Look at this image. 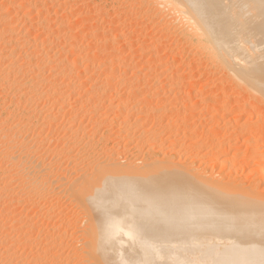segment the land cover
Returning <instances> with one entry per match:
<instances>
[{
	"label": "bare ground",
	"instance_id": "bare-ground-1",
	"mask_svg": "<svg viewBox=\"0 0 264 264\" xmlns=\"http://www.w3.org/2000/svg\"><path fill=\"white\" fill-rule=\"evenodd\" d=\"M60 1L7 0L5 5H1L0 95L4 96L5 102L0 107V113L10 108L13 111L14 108L7 106L8 99L11 104V99L18 97L17 100L22 98L27 104L26 107L22 106L25 119L27 115H41L45 110L38 111V105L32 110L34 106H31L38 100L48 98L53 103V110L57 108L58 111H55L70 115L69 126L73 128L72 124H81L80 113L87 115L89 112L88 115H91L92 102L96 101H93V97H101L104 102L107 101L104 100L106 96L112 93L117 98L115 106L122 111L121 114L127 112L131 115H125L126 119L122 118L119 122L118 134L123 135H120L119 141L124 142L127 151L131 146L130 149L134 148L139 155L146 151L148 153L143 154L139 162H126L125 159V163L121 164V157L114 153L108 155V152L104 161V158L96 156L89 157L90 160L83 163L77 146L81 144L84 155L89 156L88 144L84 143V146L79 137L83 134L81 131L88 127L83 129L79 126L75 135L71 133L72 139L67 144H56V141L53 144L48 141L51 138L41 139V135L38 137L40 139L29 137L30 140H26V134L22 137V130L11 125L12 120L11 123L8 119L2 120L0 183L6 188L0 189V192L22 188L28 197L34 196L47 202L50 198L52 201L55 199L54 202L61 205V214L69 209L74 213L72 215L70 212L71 217L70 214L69 217L64 214L58 216L56 206L54 208L49 201L51 208L43 211L45 214L40 211L45 221H37L41 222V231L39 227L38 231L44 235L40 242L33 235L32 241H28L34 245H28L24 239L23 244H20V240L13 241H18L16 247H34L39 243L36 245L39 246L38 252L42 251L43 255H40L35 247L37 255H30L32 251H29L25 255H30L29 259L21 264H144L146 261L151 264H262L264 0H118L119 7L115 13L124 14L125 19L131 18L137 22L134 26L133 22V27L119 30L104 28L110 26L113 18L110 12L104 11L105 8L96 4L93 7L83 5L82 8L87 11L83 13V18L77 20V24H81L80 31L74 30V25L77 28L75 22L72 24L75 14H79L76 11L71 15L66 14L67 17L61 16V19L47 18L56 8L68 5H61ZM63 1L70 5V1L76 0ZM124 26L128 25L125 23ZM88 40L90 44L86 42L88 45H84ZM85 64L88 67L82 69ZM180 68L187 73L190 71V77L182 78L174 74ZM168 72L171 73L168 78L170 84H161ZM46 73H49V78ZM99 80L105 82L88 85ZM186 81L191 84L196 82V89L187 90V93L184 90L188 85ZM77 86L80 91L83 90V99L91 107L88 104L72 107L68 101L67 107L64 100L74 95L71 93ZM209 88L214 91L206 94ZM179 94L187 95V99L190 96L189 101L191 96L199 97L196 103L193 101L195 104L192 107H180L181 113L185 111L186 116L178 112V117L185 118L183 121L179 118L175 126L167 120L166 113L164 115L167 104L165 101L161 103V95L165 100V96L173 95L176 98ZM143 95L150 96L151 100L142 101ZM157 96L160 101L154 100ZM17 100L15 103L20 104ZM82 105L89 106V110ZM113 105L108 106L113 108ZM98 109V105H94L92 113L97 114ZM57 112L53 111L54 114ZM196 113L204 120L200 122V135L192 132L200 121V118H192ZM134 114L147 116L145 119L154 127L150 125V128H146L148 125L142 120L144 117L141 119L137 115L138 118H135ZM234 114L233 118H227ZM47 116L41 118L48 121ZM206 116L212 118L211 124L214 125L209 126L210 121L207 124ZM18 117L21 118L20 115ZM52 118L55 120L53 115ZM101 118L98 117L96 122ZM129 118H133V123ZM191 118L196 123H189ZM52 121L50 119L48 123ZM44 127L38 128L40 133L45 131ZM76 127L73 129L76 130ZM52 128L51 131L54 130ZM57 133L50 134L55 138V135L59 136ZM242 148H246V152L242 157L244 162L240 159L242 163H239L237 158L241 156L239 151ZM156 150L157 153L161 152L160 157L154 155ZM169 154H173L171 156L176 161ZM230 154H233L231 159ZM15 172L18 182L13 175ZM14 192L16 194L18 191ZM24 193L19 194L22 197ZM12 197L15 196L12 194ZM86 208L87 211L91 210V213L88 212L89 218L86 217ZM6 218L10 221L11 215ZM24 220L20 224H27ZM6 223L3 226L0 224L1 232L7 229L6 225L12 227L11 222ZM6 231L2 233L4 236ZM6 239L9 238L0 241V246H5H2L4 253L0 254V264L20 261V255L14 252L16 247L14 251L12 249V239Z\"/></svg>",
	"mask_w": 264,
	"mask_h": 264
},
{
	"label": "rangeland",
	"instance_id": "rangeland-1",
	"mask_svg": "<svg viewBox=\"0 0 264 264\" xmlns=\"http://www.w3.org/2000/svg\"><path fill=\"white\" fill-rule=\"evenodd\" d=\"M10 1H12V0H10ZM0 2H2V3H0V7H1V5L3 6V5H5L6 4V2H7V0H0ZM71 2V4H72V6H71V4L69 5V2H65V1H60L59 2V4H67L68 3V5L70 6H68V8H69V10H68V8H67V6L66 7H64V8H66V9H64L63 7L62 8H56V11H54L53 10V14L51 13L50 14V16L48 17L47 16V18L48 19H54L55 17H56V19H61V16H63V17H67L66 16V14H68V13H70V15L72 14V13H74L75 11H76V13H79L78 15H76L75 14V16H74V20L72 21L73 23L72 24H74V22H75V24H77V20L79 19V18H83L84 17V14H86V9L84 10V7H93V6H95V4L97 5V6H99L100 8H102V9H104V11H106V12H110L111 14H112V17L113 18H111V23H110V26L109 25H106L104 28L106 29V30H109L108 28H110V30L111 29H115V28H117V29H115V30H119V29H123V28H130V27H133L134 25H135V23H137L136 21H134V19H132L131 20V18H127V19H125L124 17V14H117V13H115L116 12V9L119 7V2H118V0H76V1H70ZM72 2H74V3H72ZM5 3V4H4ZM77 3V4H76ZM92 3V4H91ZM80 5L79 7H76L75 8V6L76 5ZM83 5H85L83 8H82V6ZM103 6V7H102ZM105 6V7H104ZM81 7V8H80ZM114 7V8H113ZM78 8V9H77ZM6 9H8V8H6ZM63 9V10H62ZM81 9V10H80ZM83 9V10H82ZM126 9H128V8H126ZM74 10V11H73ZM63 11V12H62ZM65 11H67V12H65ZM78 11V12H77ZM79 11H81L82 13L80 14V12ZM62 12V13H61ZM85 12V13H84ZM84 13V14H83ZM57 15H58V17H57ZM83 15V16H82ZM122 15V16H121ZM77 16V17H76ZM81 16V17H80ZM121 16V17H120ZM76 17V18H75ZM118 17H120V18H118ZM134 18V17H133ZM56 19H54V20H56ZM65 19H67V18H65ZM121 19H123V20H121ZM112 20H114V22L112 21ZM120 20H121V22H120ZM128 20V21H127ZM117 21V22H116ZM123 21V22H122ZM132 23H131V22ZM126 23V25H128V26H124L125 25V23ZM128 22V23H127ZM131 24H130V23ZM133 22H134V24H133ZM118 23V25H116ZM119 23H121V24H119ZM124 23V24H123ZM132 24H133V26H132ZM122 25V26H121ZM77 26V28L75 27V25H74V30H76V29H78V31H80L81 30V28L79 29V27H81V24H77L76 25ZM114 26V27H113ZM107 27V28H106ZM119 27V28H118ZM73 30V31H74ZM132 30V29H131ZM77 32V31H76ZM88 44H90L89 42H90V40H88V41H85L84 42V45H88ZM85 66V67H84ZM86 67H88V66H86V64L85 65H83V67H82V69H84V68H86ZM179 70H180V73H179ZM177 72L175 71V70H173V72H176V73H174V74H179L178 76H181L182 78H187V76H189L190 77V71H188V70H186V71H188V73H189V75H187L188 73L187 72H185L184 70H183V68H180ZM183 72H185V73H183ZM182 74H184V75H182ZM195 75V74H194ZM193 74H192V76H194ZM46 76H47V78H49L50 77V75H49V73H46ZM49 76V77H48ZM166 77V78H165ZM163 76V78L164 79H162V82H161V84L163 83H168V84H170V82H169V80H168V78H170L171 77V73H169L168 72V74H166V76ZM59 79H60V77H58ZM195 78H197V77H195ZM165 79H167V80H165ZM165 80V82H163ZM101 82V83H100ZM105 81H101V80H99V81H95V82H90L88 85H92V83L93 84H103ZM187 83H188V81H186ZM204 82V81H203ZM195 83L196 82H192V84L191 83H188V85L185 87V91H194V85H195ZM205 83V82H204ZM200 85V84H199ZM192 87V89H191V87ZM197 87H198V84H197ZM184 88V87H183ZM79 89V87L77 86L76 87V89L75 90H73L74 91V93H71V94H74V95H69L70 97H67L64 101H66V103H67V107L70 105V106H72V107H75L77 104H79L80 106H81V104H84V105H87L88 103H86L84 100L85 99H83V90L82 91H80V89ZM196 89V88H195ZM210 89V88H209ZM207 90L205 93L206 94H208V93H211V92H213L214 90L213 89H210V90ZM213 90V91H212ZM45 92H47V90L45 89L44 90ZM77 91V92H76ZM188 91H187V93H188ZM196 91H198V90H196ZM75 93H77L76 94V96H75ZM114 93V92H113ZM82 94V97H80V95ZM161 94H163V92H161ZM184 95V96H183ZM183 95H181L180 96V94L179 95H177L176 96V98H178V100H176V98H175V96H165V100H164V95L162 96L161 95V103L162 102H164L165 101V103L167 104L166 105V108H167V110H166V108H165V110L167 111H165L164 112V115H165V113H166V118L168 117V121H171V123H173L175 126H176V121H179V118H180V121L182 120L183 121V119L185 118L184 116H179L178 117V115L180 114V115H183V113L185 112V111H182V113H181V110H180V107H184V105L186 106V107H188V108H190V107H192L195 103H196V101H197V99H198V97L199 96H197V95H195V96H191V98H190V101H189V97L190 96H188V99L186 98L187 97V95H185V94H183ZM190 95V94H189ZM143 96H145L144 98H143ZM143 96H141V98H142V101H146V102H148V101H150L151 99H149V98H151L150 96H148L147 95V97H146V95H143ZM2 97V98H1ZM45 97H48L47 95L45 96ZM109 97V98H108ZM108 97L106 96V98L104 99V100H107V101H104V102H102L101 101V97H99L98 98V96L97 97H93L92 99H93V101H98L99 102V100L101 101V103H98V102H96L95 101V103L94 102H92L93 103V106L92 107H94V105L96 106V105H98V113L97 114H94V113H92L93 112V110H91L92 109V107L90 108V111H92L90 114L92 115H88L89 114V112H87L86 114L87 115H85V113H84V115H83V113H80L79 114V119H81L80 120V122H81V124L79 123V125H78V123L77 124H72L73 125V128H75L77 125H78V127H76L77 129L76 130H74L73 128H70V126H69V124H71L70 123V115H68L69 116V118L70 119H68V116L67 115H65V114H61V113H59V112H57L58 110H57V108H54V110H53V108L52 107H54V106H52L53 105V103L48 99V98H45V101H43V100H38L37 101V103L35 104V102L32 104V106H31V108L34 106V108H32V110H35V105H38V107H40V108H38V107H36V109L38 110V111H44L43 113L44 114H41V115H33V117H29L28 115L26 116V119H25V117L23 116V114H22V109H24L22 106H25L26 107V105L27 104H25L24 103V100H21L22 98H20L19 100H17L18 99V97H13L11 100L13 101L12 103H14V104H9L11 101H10V99H8V104H7V106H8V108H9V106H11L12 108H14V109H17V108H19V109H17V110H14L13 109V111H12V109L10 108V109H8V110H6V111H4V112H2V114L0 115L1 116V118H0V123L2 122V120L4 121L5 119L7 120L8 119V122L9 123H11V120L13 121V123H11V125L12 126H18V128H20L22 131L21 132H23V136L22 137H24V135H25V137L24 138H26L27 137V139L26 140H28L29 139V137H30V139H32V138H37V139H47L48 140V138H51V139H49L48 141H51V143H53V144H55L54 142L56 141L57 143L56 144H59V142H61L60 144H62V142H65L64 144H67L68 143V141L70 142L71 141V137H72V135H75V133L78 131V128H79V126H81L83 129H85L86 127H88V128H86L84 131H81V134H82V132H83V134L81 135V134H79V135H81V136H79L80 137V140H82V143H83V145L85 146V144H88V147H89V149H87L88 150V155L89 156H87V155H84L85 153H83V146L80 144V145H78L77 147H79V148H77L78 150L77 151H80L81 152V155H82V158H83V160H81V162H83V163H85V162H87L88 160H90V158H95L96 156H98V157H96V158H104L102 161H104L105 159H106V153H108V155L109 154H116L117 156H119V157H121L120 158V162H121V160H123L122 162H121V164L122 163H125V161L126 162H128V161H132V162H139V161H141L142 160V157H143V154L144 155H147V151L146 152H144L143 154L141 153V155H139L138 153H137V151L134 149V148H131L130 149V147L131 146H128L129 147V151H127V149L125 148V145H124V142L122 141V142H120L119 140H120V137L122 136L123 137V135H121V134H118L119 133V129L118 128H120V126H118L120 123L119 122H121L122 121V118L123 119H126V116L128 117V115L129 116H131L130 114H128L127 112H125L126 114H121V112L122 111H120V109H117V107L115 106L117 103V98H116V96L114 95V94H112V93H110V95L108 94ZM174 98V101L175 102H177V103H175V102H173V98ZM193 97V98H192ZM196 98V100H195V98ZM17 98V99H16ZM78 98V99H77ZM80 98V99H79ZM86 98V97H85ZM95 98V99H94ZM115 98H116V100H115ZM140 98V97H139ZM138 98V99H139ZM140 98V99H141ZM160 97L159 96H157V98L155 97V101H157V100H159L160 101V99H159ZM186 98V99H185ZM5 98H4V96H2V95H0V107L2 106V104H4V102H5V100H4ZM13 99H15V100H17L18 101V103H20V104H17V103H15V100H13ZM43 99V98H42ZM80 102V103H77L78 101ZM82 99H83V101H82ZM87 99V98H86ZM115 101L114 103H112V101L113 100ZM132 99V98H131ZM139 99V100H140ZM157 99V100H156ZM171 99V100H170ZM182 99V100H181ZM191 99H194V100H192L191 101ZM20 100H21V102H20ZM49 100V101H48ZM148 100V101H147ZM185 100H187V102L189 101L191 104H189V105H191V106H189L188 105V103L187 104H185ZM23 101V102H22ZM69 102V105H68V102ZM87 101V100H86ZM111 103H110V102ZM171 101V102H170ZM195 103H194V102ZM3 102V103H2ZM41 102V103H40ZM44 102H45V104H44ZM48 102V103H47ZM51 102V103H50ZM84 102V103H83ZM108 102H109V104H108ZM129 102H131V100L129 101ZM168 102V103H167ZM22 103H24V104H22ZM70 103H72V104H70ZM97 103V104H96ZM106 103V104H105ZM170 103V104H169ZM180 104L179 106L178 105H174V104ZM42 104V105H41ZM50 104V105H49ZM74 104V105H73ZM100 104V105H99ZM110 104H114L112 107L113 108H110L111 106H108V105H110ZM13 105V106H12ZM20 105V106H19ZM45 105H47V106H45ZM84 105H82V106H84ZM102 105H103V107H102ZM105 105V106H104ZM169 105V106H168ZM183 105V106H182ZM16 106H18L17 108H16ZM42 106H45V107H42ZM49 106V107H48ZM51 106V107H50ZM89 106H86L87 107V109L86 110H89ZM100 106V107H99ZM106 106H108V107H106ZM22 107V108H21ZM61 107H63V106H61ZM66 107V108H67ZM85 107V106H84ZM85 107V108H86ZM102 107V108H101ZM179 107V108H178ZM42 108H44L43 110H40V109H42ZM52 108V109H51ZM63 108H65V107H63ZM71 108V107H70ZM107 108V109H106ZM175 108H178V109H175ZM49 109H51V110H49ZM55 109L57 110V111H55ZM68 109V108H67ZM109 109H112V110H109ZM115 109V110H114ZM100 110V111H99ZM104 110H105V112H104ZM107 110H109V112L107 111ZM118 110V111H117ZM9 111V112H8ZM53 111L54 112H57V113H53ZM116 111V112H115ZM17 112V113H16ZM49 112H51V113H49ZM102 112V113H101ZM113 114H112V113ZM115 112V113H114ZM119 112V113H118ZM169 112H170V114H169ZM179 112V114H177ZM3 113H4V115H3ZM7 113V114H6ZM14 114L13 116H12V114ZM16 113V114H15ZM19 113V114H18ZM45 113H47V114H45ZM56 114H58V115H56ZM59 114H61V115H59ZM108 114H110V116L108 115ZM115 114V115H114ZM120 114V115H119ZM128 114V115H127ZM169 114V115H168ZM196 114H198V116L196 115ZM192 118H194L195 117V119L196 120H198L199 118H200V121L198 120V122L200 123H202V121L204 122V120H203V116L201 117L200 115H199V113H196ZM21 116V118L23 119H21V118H19L18 116ZM48 115V116H47ZM49 115H51V117L49 116ZM52 115H53V117L55 118V120L52 118ZM83 115V116H82ZM94 115H95V118H97V119H95L94 118ZM98 115V117H99V119L101 118L102 120H100L98 123L96 122V121H98V117H96ZM108 116V118L109 119H107V116ZM111 115H113L112 117H111ZM119 117H118V116ZM126 115V116H125ZM138 115V114H137ZM137 115H135L134 114V116L133 117H135V118H138V116ZM168 115V116H167ZM184 115L186 116V113H184ZM214 115V114H213ZM212 115V116H213ZM236 114H234V115H232V116H230V117H227V118H230L231 119V117L233 118L234 116H235ZM3 116V117H2ZM9 117V118H11V117H14V119H9V118H7V117ZM38 116H40V117H38ZM44 116V118H46V116L48 117V118H50V119H52L53 121L52 122H49L48 123V121L50 120V119H46V120H48V121H45V119L43 120L41 117H43ZM101 116V117H100ZM116 116V117H115ZM121 116V117H120ZM122 116H124V117H122ZM170 116V117H169ZM209 116V115H208ZM5 117V118H4ZM81 117V118H80ZM83 117V118H82ZM93 117V118H92ZM105 118V122H103V119ZM141 116H139V118H140ZM142 117H144V116H142ZM142 117H141V119H142ZM147 116H145L144 117V119H142V120H144L143 122L144 123H146L145 125H148V126H146V128H150L152 125H153V123H149L146 119ZM198 117V118H197ZM207 117V116H206ZM210 117V116H209ZM209 117H207L206 119H208V120H206V122H207V124H208V121H210L209 122V126H211V125H214V123L213 124H211L212 122H213V120H212V118L211 119H209ZM2 118H4V119H2ZM32 118V119H31ZM37 119V120H34V119ZM38 118H40V119H42V121L41 120H38ZM92 118V119H91ZM114 119V120H112V119ZM116 118V119H115ZM119 118V119H118ZM146 118V119H145ZM191 118V122H189V123H196V121L194 120V119H192ZM202 118V119H201ZM20 119V120H19ZM79 119H77V120H79ZM130 119V118H129ZM205 119V118H204ZM16 120V121H15ZM22 120V121H21ZM33 120L35 121V124H34V122H33ZM95 120V121H94ZM109 120V121H108ZM226 120H229V119H226ZM25 121H27V122H25ZM55 121V122H54ZM56 121H58V122H56ZM67 121V122H66ZM107 121V122H106ZM132 121H134L133 120V118H131L130 119V123H133ZM244 121V120H243ZM253 121H255V120H253ZM16 122V123H15ZM39 124H37V123ZM44 122H47V124L46 123H44ZM78 122V121H77ZM103 122V123H102ZM166 122L167 121H165V124H166ZM14 123L15 124H17V123H19V124H17V125H14ZM22 123V124H21ZM29 123H31L30 124V126H29ZM53 123H54V125H53ZM56 123V124H55ZM59 123V124H58ZM68 123V124H67ZM93 123V124H92ZM99 123H101L100 125H99ZM196 123V125L193 127V130H192V132H194V133H199V135L201 134V129H202V124L200 123ZM28 126H27V125ZM45 126L44 127V130L45 131H43V133H40V129H38V128H43V125ZM46 124V125H45ZM66 124V125H65ZM116 124V125H115ZM23 125V126H22ZM41 125V126H40ZM49 125V126H48ZM59 125V126H58ZM151 125V126H150ZM25 126V127H24ZM33 126H35V128L33 127ZM48 126V127H47ZM51 126L53 127L52 128V130L53 131H51ZM57 126V127H56ZM64 126H68V127H65V129H64ZM98 126V127H97ZM150 126V127H149ZM47 127V128H46ZM55 127V128H54ZM91 127V128H90ZM152 127H154V125L152 126ZM195 127H196V129H195ZM31 128H32V131H33V134H32V131L30 132V130H31ZM46 128V129H45ZM99 128V129H98ZM117 128V129H116ZM177 128H178V126H177ZM26 129V130H25ZM49 129V130H48ZM96 129V130H95ZM175 129V128H174ZM47 130V131H46ZM61 130V131H60ZM66 130H67V132H66ZM88 130V131H87ZM25 131V132H24ZM29 131V132H28ZM56 131V132H55ZM57 131H59L58 133H57ZM63 131V132H62ZM71 131V132H70ZM72 131H75V132H72ZM87 131V132H86ZM196 131H199V132H196ZM27 132V133H26ZM70 132V133H69ZM38 133V134H37ZM50 133H57V134H59V136L58 135H55V138H54V135L53 134H50ZM71 133H73L72 135H71ZM85 133H86V135H85ZM32 134V136H29V135H31ZM46 134V135H45ZM37 137H36V136ZM41 135V136H40ZM45 135V136H44ZM89 135V136H88ZM121 135V136H120ZM35 136V137H34ZM40 136V138H38ZM49 136H52V137H49ZM59 138H58V137ZM61 136V137H60ZM84 136H85V138H84ZM103 136V137H102ZM117 136V137H116ZM165 136V135H164ZM32 137V138H31ZM44 137H47V138H44ZM167 137V136H166ZM166 137H164V139L166 138ZM58 138V139H57ZM70 138V139H69ZM118 138V139H117ZM162 138H163V136H162ZM179 138V137H178ZM29 139V140H30ZM68 139V140H67ZM86 139V140H85ZM103 139V140H102ZM180 139L182 140V138L180 137ZM93 141V143H92V141ZM115 140V141H114ZM118 140V141H117ZM100 141V142H99ZM88 142V143H87ZM97 142V143H96ZM105 142H107V143H105ZM85 143V144H84ZM94 143H95V145H94ZM120 143H122V145H120ZM52 144V145H53ZM63 144V145H64ZM91 144V145H90ZM93 144V145H92ZM102 144V145H101ZM106 144V145H105ZM101 145V146H100ZM62 145H60V147H61ZM82 148V150H80ZM96 148H97V150H96ZM105 148V149H104ZM109 148V149H108ZM123 148H125V149H123ZM133 149L135 150V151H133ZM244 149H246V148H242L240 151H239V153H241V156H238V161L240 160V159H242V160H240V161H242V162H244V160H243V155H244V153L246 152ZM90 150H92V151H90ZM110 150V151H109ZM114 150V151H113ZM126 150V151H125ZM113 151V152H112ZM124 151V152H123ZM237 151V152H238ZM244 151V152H243ZM126 152V153H125ZM83 153V154H82ZM93 153H95V154H93ZM97 153V154H96ZM125 153V154H124ZM129 153V154H128ZM138 155H137V154ZM39 154V153H38ZM75 154V153H74ZM123 154V155H122ZM156 154H158V157H160V154H161V152H159L158 151V153H157V150H156V152H154V155H156ZM170 156L171 155H173V154H169ZM233 155V154H232ZM231 154L229 155V156H231L229 159H231L233 156H232ZM83 156H85V157H83ZM86 156H87V158H86ZM93 156V157H92ZM102 156V157H101ZM139 156H140V158H139ZM157 156V155H156ZM174 156V155H173ZM173 156H171L172 157V159H174L175 161H176V159H175V157H173ZM228 156V157H229ZM90 157V158H89ZM241 157V158H240ZM157 158V157H156ZM86 159V160H85ZM125 159H127V160H125ZM125 160V161H124ZM139 160V161H138ZM239 161V163H242V162H240ZM80 162V164H83V163H81ZM65 167H66V165H65ZM64 167V168H65ZM0 168H1V165H0ZM2 168H5V167H2ZM69 170V169H68ZM13 175H15L14 176V178H15V180L18 182L19 181V178H16V177H18L17 176V174H16V172H15V174L13 173ZM245 175L247 176L248 174H247V171L245 172ZM249 178V177H248ZM2 183H0V189L2 190V189H5L6 188V186L5 185H2ZM10 189V188H9ZM14 191H18V192H16V194H14L15 192ZM21 191V192H20ZM13 192V193H12ZM24 192H26L25 190H23L22 188L20 189V190H10L9 192H7L9 195H11L12 196V194L16 197V200H15V197H12L11 198V196H9L6 192L5 193H3V192H0V196L2 195L3 197H0V224L3 226V225H5L4 223L7 221V223L6 224H9L10 222L12 223V227H8L7 225L5 226V227H7V231H6V233H5V236H4V234H2V233H4L5 231H3V232H1L0 231V241H2V242H4V239L5 238H9V239H6V240H11L10 242L11 243H13V244H11L12 245V249H13V251L15 250V247H16V245H19L18 244V241L20 240L21 241V243L20 244H23L22 242H25V241H27L28 242V245H34V244H32L31 242H29L30 240L32 241V239L34 238V237H36L35 238V240H37V242H40V240L43 238L42 236H44L43 235V233L41 232H39V231H41L40 229V227L39 226H41V222L43 223L44 221H45V219H43V218H41V217H43V214H45V213H43V211H45L46 212V209H50L51 208V205L50 204H48V202L50 201L51 203H52V205L54 204V208H55V206H56V211L59 213L58 214V216L60 215V216H62L63 214L64 215H66L67 217H71V214H70V212H71V210L72 209H69V211H64L63 212V214H61L60 212H59V210H62V208H60L61 207V205L59 204H57L58 202H54V201H56L55 199H54V201H52L53 199H48V202L45 200H41V199H39L38 200V198L37 197H34V196H30V197H28V194L27 193H24ZM11 193V194H10ZM19 193H24V194H26V195H24L23 194V196H24V198H22L21 197V195L19 194ZM4 194V195H3ZM7 194V195H6ZM20 196V197H19ZM17 197H19V198H17ZM6 198V199H5ZM30 200H29V199ZM34 201H36L35 203H36V205H34L35 203H33V200ZM53 198V197H52ZM18 199V200H17ZM24 199V200H23ZM2 200V201H1ZM14 200V201H13ZM23 200V201H22ZM28 200V203L26 202ZM32 200V201H31ZM37 200L39 201V202H37ZM4 201V202H3ZM8 201V202H7ZM41 201V202H40ZM1 202H2V204H1ZM10 202V203H9ZM26 202V203H25ZM29 202L31 203V205L29 204ZM49 202V203H50ZM3 203H5V204H3ZM38 203V204H37ZM41 203H43L44 205H42ZM46 203L48 204V205H46ZM56 203V204H55ZM63 203V202H62ZM61 203V204H62ZM13 204L15 205V207L13 206ZM25 204V205H24ZM40 204V205H39ZM12 205V206H11ZM23 205H24V207H23ZM32 205H34V206H32ZM49 205H50V207H49ZM7 206H11V208L10 207H8L7 208ZM21 206V207H20ZM27 206V207H26ZM45 207V208H41V207ZM46 206H48V207H46ZM60 206V207H59ZM65 206H67V205H64V207ZM28 207H29V209H28ZM32 207V208H31ZM36 207H37V209H36ZM38 207H39V209H38ZM52 207V208H53ZM6 210H5V209ZM19 208V209H18ZM21 209V210H20ZM7 212V210H8V214L5 212V211ZM15 211H17V212H15ZM27 211H28V213H27ZM40 211H42V216L40 215L41 214V212ZM73 211V210H72ZM86 211H87V208H86ZM91 211V210H90ZM90 211H87L86 213H88V212H90ZM11 212H12V214H11ZM57 212H56V215H57ZM6 213V214H5ZM33 215H32V214ZM36 213V214H35ZM66 213V214H65ZM72 213V215L74 214L73 212H71ZM91 213V212H90ZM90 213H88V214H86V217L87 218H89L90 217ZM20 214V215H19ZM27 214V215H26ZM39 214V215H38ZM70 214V215H69ZM8 215L10 216L11 215V220L10 221H8V218H6V216L8 217ZM23 215H25V217H23ZM32 215V216H31ZM35 215V216H34ZM69 215V216H68ZM83 217H84V215H85V209H84V214H81ZM87 215H89V216H87ZM2 216V217H1ZM19 216V217H18ZM21 216V217H20ZM31 216V217H30ZM39 216V217H38ZM35 217H36V219H35ZM10 218V217H9ZM21 218H23V220L24 219H26V222H27V224L24 222V223H21V224H23V226L20 224V222L22 221L23 222V220L21 219ZM29 218V219H28ZM13 219H15V220H13ZM41 219H43V221L41 220ZM28 220H32L31 222L30 221H28ZM36 220V221H35ZM41 220V222L40 223H38L39 221ZM12 221H14V222H12ZM18 221H19V223H18ZM25 221V220H24ZM38 221V222H37ZM28 222H29V224H28ZM33 222V223H32ZM35 222V223H34ZM10 223V224H11ZM32 223V224H31ZM19 226H17V225ZM25 224V225H24ZM36 224H38L37 225V227H36ZM40 224V225H39ZM21 225V226H20ZM10 226V225H9ZM17 227V228H15L14 229V227ZM26 226V227H25ZM32 226V227H31ZM23 227V228H22ZM25 227V228H24ZM37 228V231H36V228ZM38 227H39V231H38ZM12 229L11 231L9 230V229ZM20 228V229H19ZM9 231V232H8ZM19 231V232H18ZM7 232H8V234H7ZM11 232V233H10ZM13 232V233H12ZM18 232V233H17ZM25 232V233H24ZM20 233V234H19ZM27 233V234H26ZM17 234V235H16ZM23 234V235H22ZM40 234H42V235H40ZM12 235V236H11ZM20 235H22L24 238H22V236H20V239H17V238H19V236ZM31 235H33V236H31ZM37 235V236H36ZM38 235H40L39 237H41V238H39L38 237ZM2 236V237H1ZM4 236V237H3ZM15 236H17V237H15ZM28 236V237H27ZM14 237H15V239H14ZM31 237V238H30ZM33 237V238H32ZM27 240H26V239ZM39 238V239H38ZM3 239V240H2ZM22 239H24V240H22ZM28 239H30L29 241H28ZM16 241V240H18L17 241V243L16 242H13V241ZM36 242V241H35ZM36 242V243H37ZM29 243H31V244H29ZM33 243H34V240H33ZM39 244V243H38ZM38 244H36V245H38ZM26 246V247H23V246H18V247H16V249L17 250H15L14 252L15 253H17V254H19L20 255V257H21V259H20V261H18V260H14V261H17V264H21V262L23 261V262H25V259H29L28 257H30V255H32V254H35L36 252H38V251H40L39 250V246ZM2 246H4V245H1L0 246V254L2 253H4V250H3V248H5V246L2 248ZM15 246V247H14ZM22 247V248H21ZM35 247L36 248H38V249H36L37 251L35 252ZM18 248H19V251H18ZM24 248V249H23ZM26 248H28V249H26ZM22 249V250H21ZM1 250H2V252H1ZM34 250V251H33ZM29 251H32L31 252V254L30 255H28V257L27 256H25V255H27V254H29L30 252ZM19 252V253H18ZM21 252V253H20ZM42 252V251H41ZM41 252H38V253H40V255H43V254H41ZM23 253V254H22ZM24 255V256H22V255ZM35 255H37V253L35 254ZM35 255H33V256H35ZM25 257V258H24ZM23 258V259H22ZM14 261L12 262V264L14 263ZM20 262V263H19ZM42 263V262H41ZM14 264H16V262L14 263Z\"/></svg>",
	"mask_w": 264,
	"mask_h": 264
},
{
	"label": "snow or ice",
	"instance_id": "snow-or-ice-1",
	"mask_svg": "<svg viewBox=\"0 0 264 264\" xmlns=\"http://www.w3.org/2000/svg\"><path fill=\"white\" fill-rule=\"evenodd\" d=\"M260 227H261L262 232H264V221H262ZM144 264H151V262L146 261L144 262ZM179 264H189V262H179ZM262 264H264V262H262Z\"/></svg>",
	"mask_w": 264,
	"mask_h": 264
}]
</instances>
